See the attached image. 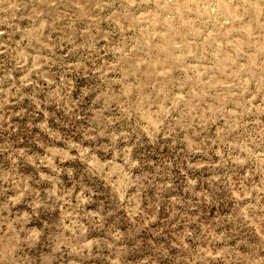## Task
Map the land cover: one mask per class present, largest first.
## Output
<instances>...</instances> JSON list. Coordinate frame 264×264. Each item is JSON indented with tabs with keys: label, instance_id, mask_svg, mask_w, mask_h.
Returning <instances> with one entry per match:
<instances>
[{
	"label": "rangeland",
	"instance_id": "obj_1",
	"mask_svg": "<svg viewBox=\"0 0 264 264\" xmlns=\"http://www.w3.org/2000/svg\"><path fill=\"white\" fill-rule=\"evenodd\" d=\"M0 264H264V0H0Z\"/></svg>",
	"mask_w": 264,
	"mask_h": 264
}]
</instances>
